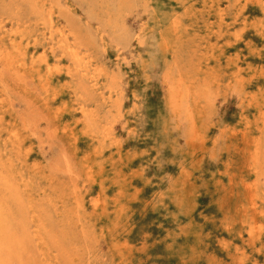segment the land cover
<instances>
[{
    "label": "rangeland",
    "instance_id": "obj_1",
    "mask_svg": "<svg viewBox=\"0 0 264 264\" xmlns=\"http://www.w3.org/2000/svg\"><path fill=\"white\" fill-rule=\"evenodd\" d=\"M0 264H264V0H0Z\"/></svg>",
    "mask_w": 264,
    "mask_h": 264
},
{
    "label": "bare ground",
    "instance_id": "obj_2",
    "mask_svg": "<svg viewBox=\"0 0 264 264\" xmlns=\"http://www.w3.org/2000/svg\"><path fill=\"white\" fill-rule=\"evenodd\" d=\"M151 24V23H150ZM178 107V106H177ZM19 255V254H18Z\"/></svg>",
    "mask_w": 264,
    "mask_h": 264
}]
</instances>
